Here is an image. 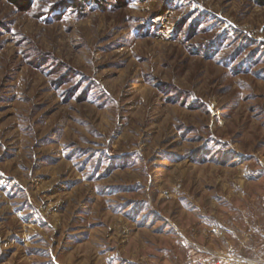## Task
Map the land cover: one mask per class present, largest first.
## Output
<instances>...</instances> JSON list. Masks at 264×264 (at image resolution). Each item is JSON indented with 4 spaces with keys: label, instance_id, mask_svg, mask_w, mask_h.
<instances>
[{
    "label": "rangeland",
    "instance_id": "1",
    "mask_svg": "<svg viewBox=\"0 0 264 264\" xmlns=\"http://www.w3.org/2000/svg\"><path fill=\"white\" fill-rule=\"evenodd\" d=\"M264 264V0H0V264Z\"/></svg>",
    "mask_w": 264,
    "mask_h": 264
},
{
    "label": "built area",
    "instance_id": "2",
    "mask_svg": "<svg viewBox=\"0 0 264 264\" xmlns=\"http://www.w3.org/2000/svg\"><path fill=\"white\" fill-rule=\"evenodd\" d=\"M184 264H219V263L217 262V260L211 257L200 256L190 259Z\"/></svg>",
    "mask_w": 264,
    "mask_h": 264
}]
</instances>
